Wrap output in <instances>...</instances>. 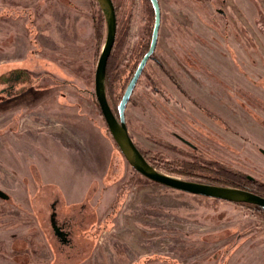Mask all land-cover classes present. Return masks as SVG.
Instances as JSON below:
<instances>
[{"label": "rangeland", "instance_id": "rangeland-1", "mask_svg": "<svg viewBox=\"0 0 264 264\" xmlns=\"http://www.w3.org/2000/svg\"><path fill=\"white\" fill-rule=\"evenodd\" d=\"M113 3L115 111L154 16L147 0ZM158 3L157 63L126 106L130 137L163 174L251 177L264 193V0ZM105 35L95 0H0V264H264V213L164 187L123 158L94 96ZM52 211L78 223L74 249Z\"/></svg>", "mask_w": 264, "mask_h": 264}, {"label": "water", "instance_id": "water-1", "mask_svg": "<svg viewBox=\"0 0 264 264\" xmlns=\"http://www.w3.org/2000/svg\"><path fill=\"white\" fill-rule=\"evenodd\" d=\"M95 1L104 17L106 35L94 72V96L111 138L126 162L141 176L164 187L234 204L254 205L264 210V198L256 194L236 188L204 184L168 176L157 171L145 160L128 133L125 122V109L147 61L150 58H153L158 40L161 16L159 3L158 0H149L154 13V24L152 27L149 47L141 58L121 96L117 105L116 116L107 100L105 90L107 61L114 46L117 28L115 6L112 0ZM260 151L264 155V150ZM0 199L8 200L9 197L2 190H0Z\"/></svg>", "mask_w": 264, "mask_h": 264}, {"label": "flooded vegetation", "instance_id": "flooded-vegetation-1", "mask_svg": "<svg viewBox=\"0 0 264 264\" xmlns=\"http://www.w3.org/2000/svg\"><path fill=\"white\" fill-rule=\"evenodd\" d=\"M147 1L149 2L150 6H151L150 1L149 0H147ZM151 9H152V6H151ZM116 11H117V9L115 8V12ZM152 15L154 16L153 9H152ZM150 38H151V35H150ZM150 38H149V40H150ZM148 47H149V45H148ZM149 60H154L157 63V60L155 59L154 55H153V58H150ZM143 71H144V69H143ZM140 77H141V75H140ZM262 120L263 121H261L260 124L263 127L262 128L263 129L262 130L263 131L262 133H264V119H262ZM175 137L179 141H181L182 143H184L185 145H187L188 147H193V145H191V143H189L188 141L183 140L181 137H179L177 135H175ZM261 150H264V149H261ZM259 152H260L261 155H263L261 153L260 149H259ZM228 185H230V184H227V185L226 184L225 185L223 184L221 186L231 187V188H236V189L244 190V191L251 192L253 194H256V195L264 198V193H262L261 191H258L257 190V187H259L258 182L256 180H253L251 177H247L246 180H245V182H243V183H235L234 184L235 186L232 185L233 187L232 186H228ZM60 219L61 218H58V213L53 212V211L51 212L50 217H49V223H50V227H51L52 233L56 237V239L58 240V242L62 245V247L63 246H72V248L74 249L75 246H74V242H73L74 241V239H73L74 238L73 232H74V227L75 226H78V223L76 225H74V224L68 223V221L61 222ZM93 223H94V220L91 221L87 227L90 228L91 224H93Z\"/></svg>", "mask_w": 264, "mask_h": 264}, {"label": "trees", "instance_id": "trees-1", "mask_svg": "<svg viewBox=\"0 0 264 264\" xmlns=\"http://www.w3.org/2000/svg\"><path fill=\"white\" fill-rule=\"evenodd\" d=\"M116 9H117V7H115ZM99 9V8H98ZM117 12V11H116ZM99 14H100V21H102V22H104V17H103V15H102V13H101V11H100V9H99ZM117 29V28H116ZM152 31V30H151ZM115 38H116V35H115ZM149 42H150V40L148 41V45H149ZM147 49H148V46H147ZM147 49H146V51H147ZM146 51L144 52V54L146 53ZM112 52V51H111ZM144 54H142V57H143V55ZM141 57V58H142ZM141 58H140V60H141ZM140 60L137 62V64L134 66V68H133V70H132V72H131V74H130V76H129V78H128V81H127V84H128V82H129V80L131 79V77H132V75H133V73H134V71L136 70V68H137V66H138V64H139V62H140ZM143 73H144V71L142 72V74L141 75H143ZM139 81V80H138ZM137 81V82H138ZM107 82H108V79H107V72H106V78H105V90H106V95H107ZM126 84V85H127ZM126 85H125V87H126ZM125 87H124V89H123V92H124V90H125ZM123 94V93H122ZM122 96V95H121ZM120 99H121V97H120ZM120 99H119V101H120ZM111 107V106H110ZM112 108V107H111ZM112 111H113V109H112ZM114 112V114L117 116V106H116V109H115V111H113ZM142 153V155H143V157L145 158V160L151 165V166H153L155 169H156V166H154L153 165V163L148 159V154H150V153H143V152H141ZM184 174V173H183ZM204 184H210V185H217L216 183H213V182H210V183H204ZM220 186H221V184H220ZM233 187V186H232ZM241 206H245V207H247V208H249V209H251V210H256V211H258V212H262V213H264V210L263 209H261V208H258V207H256V206H254V205H249V204H240Z\"/></svg>", "mask_w": 264, "mask_h": 264}, {"label": "crops", "instance_id": "crops-1", "mask_svg": "<svg viewBox=\"0 0 264 264\" xmlns=\"http://www.w3.org/2000/svg\"><path fill=\"white\" fill-rule=\"evenodd\" d=\"M63 197H64V196H63ZM12 252H14V250H13Z\"/></svg>", "mask_w": 264, "mask_h": 264}]
</instances>
